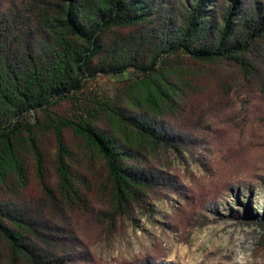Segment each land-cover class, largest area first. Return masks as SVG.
I'll return each instance as SVG.
<instances>
[{"label":"trees","instance_id":"16d2710c","mask_svg":"<svg viewBox=\"0 0 264 264\" xmlns=\"http://www.w3.org/2000/svg\"><path fill=\"white\" fill-rule=\"evenodd\" d=\"M118 77L112 98L90 92ZM255 103L264 0H0V264H102L93 232L171 196L174 229L195 227L246 168L212 120ZM182 154L217 182L173 172Z\"/></svg>","mask_w":264,"mask_h":264},{"label":"rangeland","instance_id":"374dc122","mask_svg":"<svg viewBox=\"0 0 264 264\" xmlns=\"http://www.w3.org/2000/svg\"><path fill=\"white\" fill-rule=\"evenodd\" d=\"M121 80L100 78L90 85V92L112 98ZM212 122L226 135L227 144L247 154L245 170L228 178L233 192H224L220 205L188 230L177 232L172 223L183 205L177 196L155 203L153 212L135 216L136 223L121 220L113 229H97L91 249L102 264L135 261L155 250L168 256L164 264H264V230L257 225L264 215V104L236 106ZM165 160L191 186L200 184L206 190L218 180L217 173L206 171L188 154Z\"/></svg>","mask_w":264,"mask_h":264}]
</instances>
